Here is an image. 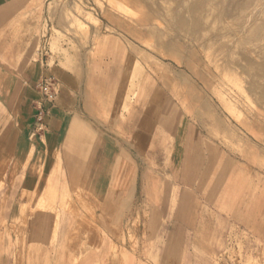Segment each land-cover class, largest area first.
Instances as JSON below:
<instances>
[{
    "label": "crops",
    "instance_id": "obj_1",
    "mask_svg": "<svg viewBox=\"0 0 264 264\" xmlns=\"http://www.w3.org/2000/svg\"><path fill=\"white\" fill-rule=\"evenodd\" d=\"M50 3L0 0V264H189L231 222L264 262L252 135L228 145L220 115L212 134L211 97L125 23H102L85 48L72 37L50 64Z\"/></svg>",
    "mask_w": 264,
    "mask_h": 264
},
{
    "label": "rangeland",
    "instance_id": "obj_2",
    "mask_svg": "<svg viewBox=\"0 0 264 264\" xmlns=\"http://www.w3.org/2000/svg\"><path fill=\"white\" fill-rule=\"evenodd\" d=\"M47 12L41 35L50 64L67 58L72 37L85 48L102 23H125L140 46L172 59L181 78L211 97L212 134L220 115L228 145L249 134L264 151V0H52ZM251 239L231 222L189 264H264Z\"/></svg>",
    "mask_w": 264,
    "mask_h": 264
},
{
    "label": "built area",
    "instance_id": "obj_3",
    "mask_svg": "<svg viewBox=\"0 0 264 264\" xmlns=\"http://www.w3.org/2000/svg\"><path fill=\"white\" fill-rule=\"evenodd\" d=\"M40 93V100H38L34 106L36 108V114L34 116L37 123H39L38 129L40 130L43 118L50 113L51 108L56 101V88L51 81L44 82L38 86Z\"/></svg>",
    "mask_w": 264,
    "mask_h": 264
},
{
    "label": "bare ground",
    "instance_id": "obj_4",
    "mask_svg": "<svg viewBox=\"0 0 264 264\" xmlns=\"http://www.w3.org/2000/svg\"><path fill=\"white\" fill-rule=\"evenodd\" d=\"M245 1V0H244ZM241 2H243V1H241ZM258 9V8H257Z\"/></svg>",
    "mask_w": 264,
    "mask_h": 264
}]
</instances>
